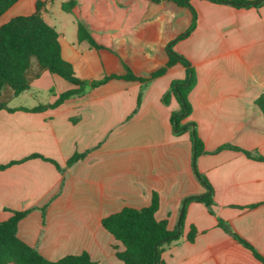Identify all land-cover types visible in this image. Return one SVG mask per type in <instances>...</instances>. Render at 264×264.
<instances>
[{"label": "crops", "instance_id": "0c3cea01", "mask_svg": "<svg viewBox=\"0 0 264 264\" xmlns=\"http://www.w3.org/2000/svg\"><path fill=\"white\" fill-rule=\"evenodd\" d=\"M38 1L46 0L34 6L20 0L0 18V27L32 14ZM69 1L83 5V0L62 5ZM99 2L111 8L112 20L101 16L99 26L86 17L82 23L109 50L80 41L78 33L71 38L58 33L63 58L83 80L123 72L121 60L140 75L150 74L167 63L168 43L192 24L191 11L172 2ZM191 4L197 26L174 50L197 74L189 94L193 110L184 121L196 124L204 143L195 165L189 132L177 135L171 123L180 110L177 99L162 101L172 82L186 76L180 64L148 84L112 80L37 112L33 109L74 88L43 72L28 91H49L47 103L0 111V164L19 161L0 171V221L26 211L18 236L47 260L87 251L96 264H124L116 256L124 247L103 227V218L126 206L146 207L157 192L156 218L176 229L185 198L206 193L196 169L213 188V212L201 202L186 206L182 237L163 251V263L264 264L218 222L225 221L264 257V161L244 153L264 158V114L257 104L264 99V4ZM225 145L236 149L219 150ZM76 153L87 154L68 166ZM192 227L197 235L189 241Z\"/></svg>", "mask_w": 264, "mask_h": 264}, {"label": "trees", "instance_id": "16d2710c", "mask_svg": "<svg viewBox=\"0 0 264 264\" xmlns=\"http://www.w3.org/2000/svg\"><path fill=\"white\" fill-rule=\"evenodd\" d=\"M20 0H0V18ZM159 4L162 2H172L178 6L189 9L192 13V24L176 39L169 42L166 51L167 63L151 72L148 75H140L135 72L126 60H121L123 72L105 75L98 80H83L76 76L73 66L66 61L62 55L59 34L56 29L48 24L43 18V11L47 1H38L35 11L29 15H20L0 27V111H14L9 107L13 97L21 95L30 90L33 81L38 79L43 72L57 75L69 82L74 88L57 95L55 102L40 105L33 111L41 112L49 108H57L66 100L82 96L91 89L98 88L112 80L126 82H139L143 85L162 77L167 71L177 64L186 68V76L182 80L172 82L169 91L163 96L164 104H169L172 97L179 103L180 110L171 116V123L175 134L181 135L189 132L193 143V163L197 157L205 152L204 143L197 133L194 122H184L192 113V105L189 94L197 84L196 70L190 61L174 50V45L187 38L197 26V11L191 4V0H147ZM213 3L227 4L236 8H259L264 4V0H208ZM76 6L75 1H69L62 5L64 11L72 12ZM78 39L86 41L91 47L97 50H109L102 44L95 41L88 28L82 23H78ZM54 92V90H51ZM143 91L140 92L138 103H140ZM258 106L264 114V99L257 101ZM224 148L236 149L233 146L225 145ZM249 158L264 161L261 156H253L250 152L244 151ZM87 153H76L67 162L68 166L73 165L83 159ZM31 158H43L40 155H33ZM59 170V164L53 160ZM14 161L6 165L0 164V171L10 165L17 163ZM195 174L201 184L205 187L204 195L188 196L184 200L183 213L179 219L178 227L174 230L168 228L167 220H158L156 213L159 209V195L152 193L150 205L142 208L126 206L120 211L112 213L103 218V227L120 242L124 250L117 251L116 256L124 264H164L161 260L163 251L171 244L177 242L183 234V227L186 215V206L191 202L203 203L213 212V188L205 176L195 169ZM264 204V202H263ZM256 206V205H254ZM252 206V207H254ZM27 212H12V216L0 221V264H96L91 259L87 251L79 255H67L57 261L47 260L36 248L31 247L18 236V226ZM219 226L227 233L231 234L239 243L251 250L254 256L264 263V257L246 240L236 234L231 227L222 219H218ZM197 235L195 227L191 228L188 240L193 241Z\"/></svg>", "mask_w": 264, "mask_h": 264}, {"label": "rangeland", "instance_id": "374dc122", "mask_svg": "<svg viewBox=\"0 0 264 264\" xmlns=\"http://www.w3.org/2000/svg\"><path fill=\"white\" fill-rule=\"evenodd\" d=\"M35 1L36 0H25L24 3H27V5L31 6L35 3ZM46 1L48 10L43 11L44 20L48 24L55 26V29L58 33L64 32L69 38L73 37L78 32V23H82V20L86 17H88L91 21L94 20L96 25L99 26H102L99 22H97L101 16L108 20H112V17H114L111 8L106 7L101 2H99V0H83V5L74 7L71 13L64 11L61 8V5L65 2V0ZM111 26L117 27L115 23H112ZM50 95L51 93L49 91L33 89L31 91L23 92L17 97H14L10 101L9 105L12 107H29L37 103L45 104L49 101Z\"/></svg>", "mask_w": 264, "mask_h": 264}]
</instances>
